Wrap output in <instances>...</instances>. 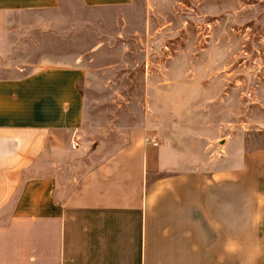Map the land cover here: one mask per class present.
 Listing matches in <instances>:
<instances>
[{"label":"crops","instance_id":"0c3cea01","mask_svg":"<svg viewBox=\"0 0 264 264\" xmlns=\"http://www.w3.org/2000/svg\"><path fill=\"white\" fill-rule=\"evenodd\" d=\"M137 1L0 0V264H264V147L144 124L82 138L83 10ZM86 144L95 161L69 189L37 175L47 152Z\"/></svg>","mask_w":264,"mask_h":264},{"label":"rangeland","instance_id":"374dc122","mask_svg":"<svg viewBox=\"0 0 264 264\" xmlns=\"http://www.w3.org/2000/svg\"><path fill=\"white\" fill-rule=\"evenodd\" d=\"M131 12L83 10L79 87L90 115L82 138L144 124L151 138L237 134L246 149L264 147V0H139ZM72 148L47 152L37 175L53 172L62 189L72 187L95 161L89 144Z\"/></svg>","mask_w":264,"mask_h":264},{"label":"built area","instance_id":"2783aa9c","mask_svg":"<svg viewBox=\"0 0 264 264\" xmlns=\"http://www.w3.org/2000/svg\"><path fill=\"white\" fill-rule=\"evenodd\" d=\"M152 145H155L154 143Z\"/></svg>","mask_w":264,"mask_h":264}]
</instances>
